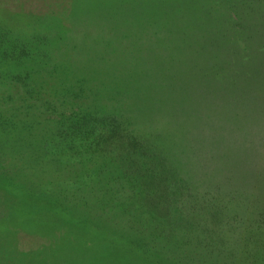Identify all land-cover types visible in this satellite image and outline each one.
<instances>
[{"label": "rangeland", "instance_id": "rangeland-1", "mask_svg": "<svg viewBox=\"0 0 264 264\" xmlns=\"http://www.w3.org/2000/svg\"><path fill=\"white\" fill-rule=\"evenodd\" d=\"M0 264H264V0H0Z\"/></svg>", "mask_w": 264, "mask_h": 264}, {"label": "trees", "instance_id": "trees-1", "mask_svg": "<svg viewBox=\"0 0 264 264\" xmlns=\"http://www.w3.org/2000/svg\"><path fill=\"white\" fill-rule=\"evenodd\" d=\"M247 46V45H246Z\"/></svg>", "mask_w": 264, "mask_h": 264}]
</instances>
